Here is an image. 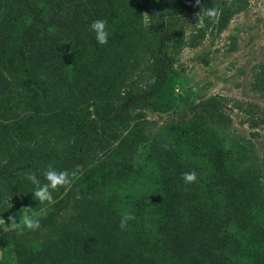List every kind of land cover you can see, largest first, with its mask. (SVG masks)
Listing matches in <instances>:
<instances>
[{"label":"rangeland","instance_id":"rangeland-1","mask_svg":"<svg viewBox=\"0 0 264 264\" xmlns=\"http://www.w3.org/2000/svg\"><path fill=\"white\" fill-rule=\"evenodd\" d=\"M37 1L48 16L52 41L45 55L57 67L47 78V69L37 71L30 64L20 47V18L14 20L15 41L0 65V122L33 131L28 130L29 138L0 132V140L9 142L0 144V167L17 156L6 153L12 136L17 144L29 139L40 149L53 148L59 158L70 160L65 170L77 179L70 189L55 191V203L47 206L33 198L32 184L10 176L20 188L0 197V217L10 222L15 215L18 221L24 207L48 212L36 231L17 235L0 229V257L16 264L30 255L36 264L44 246L70 238L80 246L77 264H120L125 251L131 253L130 264H264V249L255 241L262 236L256 225L264 223L260 210L252 199L248 215L240 210L226 185L209 175L203 149L182 143L185 172L197 174L195 183L183 180V199L171 200L166 185L176 170L169 160L171 147L198 126L223 147L228 169L248 182L247 188L257 179L264 195V95L253 90L257 80L264 86V0H246L221 29L203 13L224 0H80L84 7L78 12L88 15L89 26L96 19L107 21L105 45L97 43L91 28L84 36L79 28L61 24L77 11L75 0ZM6 4L0 0V7ZM132 13L134 26L123 35L118 27ZM154 34L168 59L169 101L161 92L150 93ZM98 55L99 76L87 88L77 70ZM128 93L134 99L122 106L119 125L78 156L77 131L113 115ZM126 212L135 219L122 230ZM181 240L186 250H180Z\"/></svg>","mask_w":264,"mask_h":264},{"label":"trees","instance_id":"trees-1","mask_svg":"<svg viewBox=\"0 0 264 264\" xmlns=\"http://www.w3.org/2000/svg\"><path fill=\"white\" fill-rule=\"evenodd\" d=\"M246 0H224L222 4H219L216 8L219 15L214 18V22L218 29H221L225 24L231 19V17L243 6ZM76 10L73 16L64 20L61 24L71 30H78L87 36L89 34V24H88V15L78 12L79 8L84 7L82 1L75 0ZM129 9L128 7H125ZM20 18V35L22 38V55L25 54V57L29 59L30 64L37 70H42L43 68L47 69L46 76L52 77L55 74V69L57 66L54 65V62L51 58L45 55L47 51V44L51 45V40L48 41V24L47 14L43 7V4L37 0H7V4L4 8L0 7V65H2V58L4 53H6V47H8L15 40L12 38L13 34L17 32L14 27V20ZM134 19V14L132 13L130 17L126 18L123 22L120 23L118 27L119 31L125 35L130 31L131 27L134 26V23H131V20ZM159 29L162 30V24L158 22ZM151 43V53H152V63L151 70L155 77V82L153 84L152 90L150 93L153 95L160 94V96L166 101L172 100L173 96L169 90V64L168 59L166 58L165 47L161 42L158 34H154L150 38ZM52 46V45H51ZM92 61L82 62L80 70H77V74H80L81 77L87 82V88L94 84L99 76V68L101 67V57L95 56L91 58ZM264 66V65H262ZM52 71V72H49ZM3 77V72L0 68V81ZM257 82L253 85V90L260 91L264 95V86ZM134 96L131 94H124L121 97V106L116 110L113 115L107 117L98 118L97 121L93 122L90 125L85 126L75 137V144L79 149L78 156H82L87 152H91L94 149V144H96L100 139L103 138V135L111 130L113 127L118 126L122 118V106H127ZM69 127V126H68ZM65 131H69L68 128H64L63 125L59 127ZM195 132H184L178 139L180 142L175 143L171 147L169 154V160L176 170L173 174L170 175V180L168 181L167 188L170 190L171 195L169 197L171 200L183 199L186 196L183 188L182 173L185 172V164L183 162V157L181 154V146L184 144H193L196 147L203 149L202 156L204 157V164L209 169L210 176L216 178L221 182V185H226V192L230 196H234L238 202V207L245 215L249 213L248 203L250 199L254 200L256 203L257 210L261 212L262 220L264 221V195H261V186L257 179H252L250 188L245 185L248 182H242V180L232 171L228 169L226 154L224 153L223 147L218 145L211 138H206L205 135L198 130V126L194 127ZM28 130L30 132L33 129L28 128L19 123L7 124L0 122V132L3 131L6 134L9 132H20L23 136H28ZM201 132V133H200ZM37 137V136H35ZM11 143L7 145L6 153H17L16 158L9 164L0 167V197L6 195L11 188L19 189L20 185L14 184L11 181L10 176L17 174L20 176L21 183L31 184L27 179L24 178V173L31 170L37 172V175L40 176V172L45 169L49 164H53L59 170H65V168L70 164V160L67 158H59L57 153L52 150L40 149L36 143L31 144L29 139L28 142H15V138L11 136ZM8 137L2 138L0 144H6ZM27 140V139H26ZM15 146V150H10L11 147ZM5 149V148H4ZM3 149V150H4ZM1 150V148H0ZM43 181V177H40ZM7 180L9 185L7 187L3 186L1 183ZM246 192H250L251 195H246ZM107 209V208H106ZM259 233L262 235L260 240L256 237L255 241L261 245V248L264 249V223L256 224ZM257 236V235H256ZM186 241H180V250H186L185 245ZM2 243L0 241V247ZM80 252L79 243L75 240L65 239L63 242H59L56 245L47 244L41 249L39 260L36 264H77L78 254ZM130 251H125L121 254L120 264H130ZM0 263L11 264L5 262V256L2 254L0 257ZM16 264H32V257L29 255H23L19 257V260ZM254 264V263H253Z\"/></svg>","mask_w":264,"mask_h":264},{"label":"clouds","instance_id":"clouds-1","mask_svg":"<svg viewBox=\"0 0 264 264\" xmlns=\"http://www.w3.org/2000/svg\"><path fill=\"white\" fill-rule=\"evenodd\" d=\"M199 0H197V4ZM204 16L214 19L219 13L216 9L209 8L204 13ZM147 19V16L145 17ZM90 28L95 32V38L98 44L105 45L108 43L109 32L107 31V21L104 19L94 20ZM43 177V181L40 177ZM24 178L27 179L33 186V198L41 205L50 206L55 203L53 193L61 188L70 189L72 184L77 179L75 172L70 173L67 170H59L53 164H49L45 169L40 172V176L35 171H27L24 173ZM182 179L185 183H195L197 174L194 170L182 173ZM11 208V207H9ZM8 208V209H9ZM19 220L15 215H10L8 221L0 217V229L3 232H15L17 235H22L24 230L36 231L41 228V218L47 216L48 208L41 207L39 211H33L28 207L21 210ZM135 216L126 212L121 216L120 228L127 230L128 221L134 220Z\"/></svg>","mask_w":264,"mask_h":264}]
</instances>
